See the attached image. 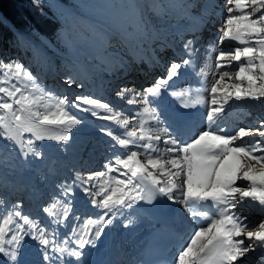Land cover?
<instances>
[{"label": "snow or ice", "instance_id": "obj_1", "mask_svg": "<svg viewBox=\"0 0 264 264\" xmlns=\"http://www.w3.org/2000/svg\"><path fill=\"white\" fill-rule=\"evenodd\" d=\"M32 2L38 7L41 0ZM211 7L207 19L219 13L223 25L205 49L215 56L213 76L219 75L206 90L210 101L191 88L169 91L180 70L197 66L201 49L195 36L183 40L180 60L166 65L165 76L141 90L125 86L115 92L128 105H139L135 114L91 95H58L19 59L0 58V139L18 149L20 157H41L36 141L66 144L83 122L74 110L111 121L118 129H98L111 140L113 159L104 164L106 171L83 175L75 170L71 179L56 184V194L40 210L46 216L37 213L34 219L21 201L10 204L0 198V264H24L26 238L36 242V264H90L89 249L96 248L105 228L124 209L139 201L152 204L157 197L180 205L199 225L179 240L172 264H241L249 253L264 252V218L252 221L241 214L254 202L264 217V120L258 128L221 127L226 106L234 101L250 100L264 108V0H224ZM227 42L235 46L224 47ZM233 62L234 78L221 71ZM196 75L207 73L200 68ZM74 83L71 76L65 80L69 87ZM197 106L206 110L203 130L189 126L187 110ZM101 110L108 114L99 115ZM78 199L90 203L94 213L87 218L79 214Z\"/></svg>", "mask_w": 264, "mask_h": 264}, {"label": "bare ground", "instance_id": "obj_2", "mask_svg": "<svg viewBox=\"0 0 264 264\" xmlns=\"http://www.w3.org/2000/svg\"><path fill=\"white\" fill-rule=\"evenodd\" d=\"M223 3L224 0H201L200 5L198 6L199 10L195 13L189 12V14H185L186 11L176 3V11L183 16L185 23H191L192 27H190V29L188 30L183 31L184 33H187L186 36L184 35L182 40L177 41L176 38H174V41H176L175 47L164 38H157L158 41H155L151 35L148 36V38L144 42L140 40L137 42H126V49L129 52V58H121L120 54L112 53L108 50L107 47L104 46V44L96 42L95 50L97 52L98 61L93 62V64L91 65V70L94 71V77L97 79V87L94 90L95 96L99 99H102L104 102L110 103L114 109L125 111L126 114H135L139 110V105H128L126 103V100L121 101L118 97L115 96V92L120 87H125V84L127 82L122 81V83H120L121 86H119L117 80L131 76L132 79L128 82V86L130 88H133L134 84L138 86L141 80H143L144 82L143 85L141 83V87L151 85L156 77H163L166 75L165 69L167 64H169L174 59L179 62L180 54L182 52L183 40H187L195 36L198 37V43L196 47L201 49L197 60V66L195 69L187 68L180 70V77L178 79L174 78L173 88L169 89V91H179L185 88H191L193 94L199 91L201 96H204L206 100L210 101L211 97L210 95H207L206 90L210 89L213 79H218L219 75L217 74L215 77L213 76V73H216L217 71L215 67V56L214 54H209L208 52H206L205 49L209 43L216 41L223 25V17L219 13H217L214 19L209 20L207 19V17L208 14L212 11V5L218 4L222 6ZM215 22L216 24H214ZM210 25H213L214 27H208ZM178 35L179 37L183 36L182 32L178 33ZM205 38L207 39L205 40ZM161 39L165 40L166 45L163 46V44H161ZM180 41L181 43H179ZM226 45L235 46V42H227L224 47H227ZM165 46L166 49H164ZM235 66L236 62H233V67H223L221 71H229L234 78ZM200 68H203L207 73L206 77L196 75V72H198ZM154 71L157 73L155 74V77L152 78V74L155 73ZM100 75L102 77H100ZM232 82L235 81L233 80ZM76 83L79 84V82ZM71 89L72 87L69 88V91H71ZM141 89L142 88H140V90ZM168 99L172 100L173 98L168 97ZM236 103H231L233 105L230 104L229 106H226V111L223 123H221V127H227L232 130H235L239 127L258 128L260 126V121L264 120V114L262 115L251 106L253 108L252 111H254L255 113H253L252 115L253 118L249 119V116H245L242 113V110L240 114L238 113L237 109V112L234 110V105H236L237 107L241 106V104ZM187 111L191 114L189 126L192 128V130H195L197 128L203 130L202 117L206 115L205 107L197 106L196 108H191ZM107 114L108 113L103 110H101L99 113V115L101 116ZM241 123L242 125L238 126V124ZM91 125L93 129L89 132L88 135L89 137H91V139L89 140L91 144L90 147L95 145H97V147L96 149H94V152H92L91 149L88 150V152L92 154L89 156V153L87 152V156H84V159H86L84 165H79V167L76 168V170H80L83 175H86L91 171H106V169L104 168V164L113 159V153L109 151L111 140L109 137H106L99 132V127L105 126L108 128H112L113 130H118L117 126L114 125L113 122L98 119L97 117H91ZM149 126H153V122H149ZM254 138L258 139L260 137L257 136ZM160 147H164L162 142L160 144ZM130 150L141 151V149L139 148H131ZM98 153H100L99 158ZM83 166L84 168H82ZM24 174L26 177L32 175V173H28V171ZM111 175L115 176L117 175V173H112ZM68 177V174L62 173L58 178L56 184L64 181L65 179H68ZM92 183H99V181H93ZM17 185L21 184H16V187L12 188L11 190L13 191L18 188ZM26 186L27 187L20 189V191H22L23 199L14 200L15 196H19L15 195L17 191L16 190L13 193L15 196H13V198H7L6 196V200L10 204H14L18 200L21 201L25 214H31L34 219L37 218V213H39L40 216H46V214H43L40 210L46 205V203L49 202V198L52 195L56 194L57 189H54L51 192L49 190L50 187H48L47 190L50 192V194L46 195L45 193L43 195L39 193L43 190V188L48 186L46 183L44 184V186H42L41 183L38 184V182H34L32 186H35V189L33 190H31L32 186L30 184H27ZM30 191L32 192L30 193ZM77 191L79 192V190ZM11 194L9 193V196ZM79 197H83L82 192L79 193ZM160 198L168 205L173 217V221L179 222V224H184V227L186 226L185 238H187V230L192 227H198L199 225L193 224L189 221V219L187 218V213L184 212L180 205L173 204L172 202L167 201L166 198ZM139 202H137L130 209H124V214L115 218L113 220V223L105 228V231L102 234L101 238H99V240L97 241L96 248L89 249L90 264H126L127 260L130 259V252L133 247H135V243H137L135 241L139 237L141 231L140 227H145L146 222H148L145 219L144 215L139 211ZM76 207L79 209V214L83 215L84 218H87L88 215H92L95 211L90 203L84 205L81 199L77 200ZM251 208L252 206L249 207L245 205L241 214L254 221V219L250 217H252V215L253 217H256L257 214L251 212V210L254 209ZM126 221H131V223L125 226ZM36 247V242L32 241L30 238H26L22 250L23 254L21 257V260L22 262H24V264H36L39 256L38 252L36 251ZM241 264H264V252L257 251L249 253V255L241 261Z\"/></svg>", "mask_w": 264, "mask_h": 264}, {"label": "rangeland", "instance_id": "obj_3", "mask_svg": "<svg viewBox=\"0 0 264 264\" xmlns=\"http://www.w3.org/2000/svg\"><path fill=\"white\" fill-rule=\"evenodd\" d=\"M46 1L53 6L60 17L61 13L66 17L63 20L70 32L71 46L74 47V50L71 49L72 53L68 51V53H61L62 56L48 54L50 58L48 59V68L46 71L41 70L40 74L34 72L31 65L28 64L29 62L26 61L25 65L32 69L34 75L43 85L55 90L58 95H68L71 99H74L75 95H91L98 98L94 93L97 79L94 77V71L91 70L93 62L98 61L95 50L96 42L104 44L110 52L120 54L121 58H129L126 42L139 40L144 42L151 35L155 41H158L157 38H164L175 47L174 38L177 41L182 40L187 33L183 31L192 27V24L189 22L186 24L183 16L176 11V3L186 11L185 14H189V12H197L201 2V0H72L73 2L67 6L63 0ZM144 25H147L146 29ZM180 32L183 34L182 37L178 35ZM160 41L163 46L166 45L165 40L161 39ZM226 46L228 47V45ZM68 76H71L75 81L71 86V91H69L70 87L65 84ZM100 77L102 76L100 75ZM77 85H83V87ZM232 103L241 104L240 107L234 105L236 107L234 110L237 109L239 114L242 110V113L249 116V119L253 118L252 115L255 113L252 111L253 108L262 115L264 114V108L257 102L249 100ZM82 107L84 106L82 105ZM74 111L82 119V124L70 133L71 139L66 144L52 140L36 141L37 147L42 152L41 157L29 156L27 159L20 157L18 149L12 145H6V142L0 139V198L6 200L19 195L15 196L14 200L23 199L20 189L27 187V184L32 186L34 182L41 183L42 186L46 183L48 186L43 188L39 194L49 195L50 192L47 188L50 187L51 192L56 189V183L62 173L68 174V179H71L76 168L79 165H84L86 161L84 156L89 153L91 145L89 141L91 137L88 135L93 129L92 116L90 113ZM29 136L30 134L25 133L26 139ZM91 154L89 153V156ZM27 171L32 175L26 177L24 173ZM16 184L21 185H17L18 188L12 191L11 189L16 187ZM33 189L35 186H32L31 190ZM9 193L12 194L9 196ZM6 196L7 198H5ZM253 205L254 209L251 208V212L256 213L257 216L253 217L252 215L250 218L256 221L262 216L257 210L258 206L255 203ZM242 211L243 209L241 213Z\"/></svg>", "mask_w": 264, "mask_h": 264}, {"label": "trees", "instance_id": "obj_4", "mask_svg": "<svg viewBox=\"0 0 264 264\" xmlns=\"http://www.w3.org/2000/svg\"><path fill=\"white\" fill-rule=\"evenodd\" d=\"M72 2L63 0L67 6ZM63 19L46 0L38 7L32 0H0V58L27 61L34 72L46 71L48 54L74 50Z\"/></svg>", "mask_w": 264, "mask_h": 264}]
</instances>
